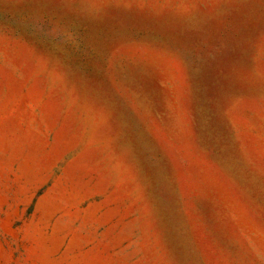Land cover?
<instances>
[{
	"label": "rangeland",
	"instance_id": "1",
	"mask_svg": "<svg viewBox=\"0 0 264 264\" xmlns=\"http://www.w3.org/2000/svg\"><path fill=\"white\" fill-rule=\"evenodd\" d=\"M0 264H264V0H0Z\"/></svg>",
	"mask_w": 264,
	"mask_h": 264
}]
</instances>
